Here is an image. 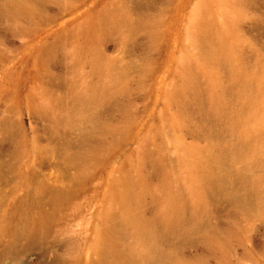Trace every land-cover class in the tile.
Listing matches in <instances>:
<instances>
[{
  "label": "rangeland",
  "instance_id": "374dc122",
  "mask_svg": "<svg viewBox=\"0 0 264 264\" xmlns=\"http://www.w3.org/2000/svg\"><path fill=\"white\" fill-rule=\"evenodd\" d=\"M0 264H264V0H0Z\"/></svg>",
  "mask_w": 264,
  "mask_h": 264
},
{
  "label": "bare ground",
  "instance_id": "6f19581e",
  "mask_svg": "<svg viewBox=\"0 0 264 264\" xmlns=\"http://www.w3.org/2000/svg\"><path fill=\"white\" fill-rule=\"evenodd\" d=\"M221 44H222V42L220 43V45H221ZM220 45H219L218 42H215V43H214V52H215L217 55H215V54H208L207 52L202 51L204 57L207 58V57L209 56V57H211L213 60L216 59L217 56L220 57V56H221V54H220V52H221ZM203 50H204V49H203ZM212 51H213V50H212ZM207 54H208V55H207ZM209 57H208V58H209ZM209 60H210V59H209ZM209 60H208V61H209ZM92 61L96 62V61H98V58H97V57H92ZM92 96H93V93L90 92L88 95H78V96L76 97V99H77L78 102H81V103H82V102H86L87 100L91 99ZM217 98H218L217 95H213V99H214V100H216ZM80 110H81V109H80ZM79 113H80V112H79ZM126 198H127V194H126V197H124V200H126ZM119 222H120V223H122V222H127V223H125V224L132 225V226H134L135 229H138V230H140V229L143 230V229H144V226H143V225H139V222H137V221L135 220V218H132V217H129V218H127V219H126V218H125V219H120ZM176 223H177V225L180 224L179 221H176ZM164 224H165L166 228H167V227L169 228V226H173L172 214H168V215L166 216V219H165V221H164ZM174 225H175V223H174ZM115 256H116L117 259H120V260L123 261V258L121 257V254H119V252L116 253ZM157 257L165 258L166 255H165V254L163 255V254L160 252V253H158Z\"/></svg>",
  "mask_w": 264,
  "mask_h": 264
}]
</instances>
